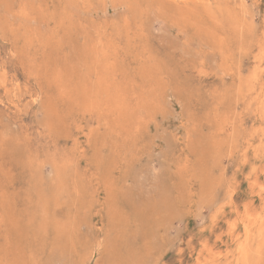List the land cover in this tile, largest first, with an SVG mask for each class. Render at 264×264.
Instances as JSON below:
<instances>
[{
	"label": "rangeland",
	"instance_id": "obj_1",
	"mask_svg": "<svg viewBox=\"0 0 264 264\" xmlns=\"http://www.w3.org/2000/svg\"><path fill=\"white\" fill-rule=\"evenodd\" d=\"M0 264H264V0H0Z\"/></svg>",
	"mask_w": 264,
	"mask_h": 264
}]
</instances>
